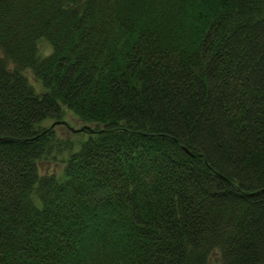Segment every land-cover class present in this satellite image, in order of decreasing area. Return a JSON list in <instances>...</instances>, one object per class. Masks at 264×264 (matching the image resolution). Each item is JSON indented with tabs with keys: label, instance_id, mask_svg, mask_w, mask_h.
Here are the masks:
<instances>
[{
	"label": "trees",
	"instance_id": "1",
	"mask_svg": "<svg viewBox=\"0 0 264 264\" xmlns=\"http://www.w3.org/2000/svg\"><path fill=\"white\" fill-rule=\"evenodd\" d=\"M215 250L264 264V0H0V264Z\"/></svg>",
	"mask_w": 264,
	"mask_h": 264
},
{
	"label": "rangeland",
	"instance_id": "2",
	"mask_svg": "<svg viewBox=\"0 0 264 264\" xmlns=\"http://www.w3.org/2000/svg\"><path fill=\"white\" fill-rule=\"evenodd\" d=\"M39 50L41 53H47L51 50V44L47 40L42 39L39 42ZM28 73H29V77L32 83H34L38 87L36 80L34 76L32 75V73L30 71H28ZM64 118L67 123L66 124L65 123L56 124L54 126L55 130L57 134H59L60 137L72 139L76 147V144L81 139L84 138L86 133L84 131H81V132L74 131L71 129V127H75V128L80 127L83 122L79 119L77 115H75L74 113L68 110L66 111ZM50 122L51 120L48 119L45 121V124H49ZM66 154H67L66 151L64 152L55 151L53 153H50L47 157L40 160V164H39L40 171L42 173L43 172L45 173L53 172L55 174L61 173L64 167L63 158H65ZM209 264H222L221 256L218 250H215L211 253L210 258H209Z\"/></svg>",
	"mask_w": 264,
	"mask_h": 264
},
{
	"label": "water",
	"instance_id": "3",
	"mask_svg": "<svg viewBox=\"0 0 264 264\" xmlns=\"http://www.w3.org/2000/svg\"><path fill=\"white\" fill-rule=\"evenodd\" d=\"M55 122H57V121H54L52 124H54ZM61 122L64 123L63 120ZM83 128H85V126H81L80 128H73V127H71V129L74 130V131H78V130H81Z\"/></svg>",
	"mask_w": 264,
	"mask_h": 264
}]
</instances>
